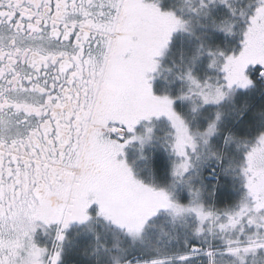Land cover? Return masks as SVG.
I'll list each match as a JSON object with an SVG mask.
<instances>
[{"label":"snow or ice","instance_id":"obj_1","mask_svg":"<svg viewBox=\"0 0 264 264\" xmlns=\"http://www.w3.org/2000/svg\"><path fill=\"white\" fill-rule=\"evenodd\" d=\"M0 264H264V0H0Z\"/></svg>","mask_w":264,"mask_h":264}]
</instances>
